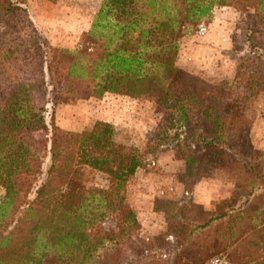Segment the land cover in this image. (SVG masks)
<instances>
[{
  "label": "trees",
  "instance_id": "obj_1",
  "mask_svg": "<svg viewBox=\"0 0 264 264\" xmlns=\"http://www.w3.org/2000/svg\"><path fill=\"white\" fill-rule=\"evenodd\" d=\"M23 4L22 0H0V71L3 64L11 68L6 72L9 80L0 75V188L4 191L0 196V264H46L50 257L55 263L90 264L100 248L115 240L101 227L106 220L125 225L123 230L130 236L134 228H141L127 190L145 163V154L115 141L112 127L104 122L80 133L53 125L49 144L34 137L48 130L45 106L36 103L35 93L42 88L48 91L43 76L45 67L49 74L53 71L50 53L57 64L66 56L73 57L61 70L69 79H90L100 95L110 92L136 98L149 95L146 88L161 91L156 102L168 113L165 130L181 121L180 117L183 123L193 118L202 131L196 142L203 144L208 163L224 169L236 166L240 177L253 176L248 184L252 190L245 197L261 192L259 206L251 207L247 200L248 207L211 216L199 229L228 218L224 230L228 238L218 241V246L234 244L232 253L240 251L238 259L264 264V256H258L264 241L254 236L264 233V171L227 150L230 133L242 123V109L230 110L232 94L208 90L204 82L177 65L180 40L208 25L215 9L233 6L242 14L254 12L264 21V0H103L88 37L102 46L104 55L91 63L83 51L52 48L38 36L32 46L33 36L23 38L18 27L19 23L32 25ZM21 15L27 19L18 22ZM250 54L260 57L256 51ZM26 55H31L26 65L37 63L41 81L20 77L25 71L17 64ZM249 59L238 64V87L247 82ZM253 80L251 87L264 86L259 78ZM53 95L59 100L55 86ZM230 118L235 122L230 124ZM185 163V172H192L191 158H185ZM194 163L199 166L202 159ZM99 174L105 185L90 182V176ZM231 239L235 242L230 243Z\"/></svg>",
  "mask_w": 264,
  "mask_h": 264
},
{
  "label": "rangeland",
  "instance_id": "obj_2",
  "mask_svg": "<svg viewBox=\"0 0 264 264\" xmlns=\"http://www.w3.org/2000/svg\"><path fill=\"white\" fill-rule=\"evenodd\" d=\"M22 1L32 25L19 23L18 27L23 38L33 36L32 46L34 36H38L42 43L52 48L83 51L88 55L89 63L102 58L104 49L92 43L88 30L103 0ZM27 17L21 15L18 22ZM203 27V33L198 28L180 40L177 65L204 82L208 90L219 95H233L232 107L228 108L242 109L243 118L239 127L230 133L227 150L237 154H233L236 159L263 172L264 86L251 87L250 83L258 78L264 82V21L254 12L242 14L232 6L215 9L213 19ZM18 42L21 43V39ZM255 51L260 57L250 54ZM49 55L53 71L49 74L45 67L43 76L48 91L44 92L42 88L35 93L38 96L36 103L45 106L48 130L37 132L34 137L49 144L53 125L64 132L80 133L92 129L97 122H104L112 127L115 141L146 155L145 163L131 178L127 190L129 204L137 212L141 228H134L130 236L123 230L125 225L106 220L101 227L115 240L100 248L90 264H215L216 258L224 264H246V259H238L240 251L232 253L236 245L218 246V241L228 238V233L224 232L228 218L205 229L199 227L211 216L248 207L247 200L251 207L259 206L263 202L257 197L261 192L254 193L249 199L245 197L252 190L248 184L253 176L240 177L236 166L224 169L208 163L203 155V144L196 142L202 131L193 118L183 123V117H180L181 121L165 130L163 124L168 113L156 102L161 91L146 88L149 95L136 98L110 92L100 95L90 79H69L61 70L69 66L73 57L66 56L62 64H57L54 56ZM30 57L26 55L24 61L20 57L17 66H22L25 71L20 77L28 79L27 82H39L42 75L37 63L26 65ZM244 58H250L245 74L247 82L238 87L236 70ZM251 59H254L253 63ZM10 69L3 64L0 75L9 76L6 72ZM54 86L59 100L54 98ZM157 87L161 90L162 85ZM235 120L230 118L228 122L231 124ZM185 158L193 161L192 172H185ZM197 159H202L199 166L194 163ZM90 182L106 184L101 174L94 178L90 176ZM199 183L205 185L198 190ZM170 189L173 194L167 196ZM3 195L0 188V196ZM256 235L258 240L264 241V233ZM231 242L235 240L231 239ZM259 252L258 256H264V242L260 244ZM37 254L35 250L34 255ZM46 264L61 263L53 262L50 257Z\"/></svg>",
  "mask_w": 264,
  "mask_h": 264
},
{
  "label": "crops",
  "instance_id": "obj_3",
  "mask_svg": "<svg viewBox=\"0 0 264 264\" xmlns=\"http://www.w3.org/2000/svg\"><path fill=\"white\" fill-rule=\"evenodd\" d=\"M88 32H89V30H88ZM136 174H137V173H136ZM204 185H205L204 183H199L198 186H197L196 188L199 190V189H200L201 187H203ZM198 190H197V191H198ZM170 191H171V192H169V193L167 192V196H168L169 194H170L169 196H172L173 191H172L171 189H170ZM142 225H143V223H142Z\"/></svg>",
  "mask_w": 264,
  "mask_h": 264
},
{
  "label": "built area",
  "instance_id": "obj_4",
  "mask_svg": "<svg viewBox=\"0 0 264 264\" xmlns=\"http://www.w3.org/2000/svg\"><path fill=\"white\" fill-rule=\"evenodd\" d=\"M203 26H200V29H201L202 33L205 31V28ZM214 261H215V264H224V262L222 260H219V259H216Z\"/></svg>",
  "mask_w": 264,
  "mask_h": 264
}]
</instances>
